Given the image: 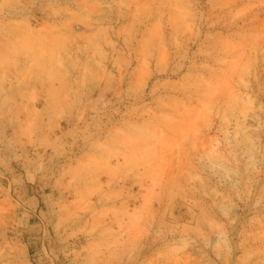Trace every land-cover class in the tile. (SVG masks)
I'll use <instances>...</instances> for the list:
<instances>
[{
    "label": "rangeland",
    "instance_id": "374dc122",
    "mask_svg": "<svg viewBox=\"0 0 264 264\" xmlns=\"http://www.w3.org/2000/svg\"><path fill=\"white\" fill-rule=\"evenodd\" d=\"M0 264H264V0H0Z\"/></svg>",
    "mask_w": 264,
    "mask_h": 264
}]
</instances>
